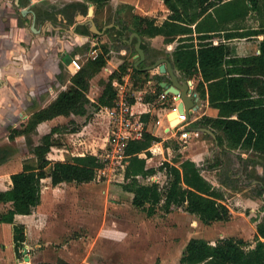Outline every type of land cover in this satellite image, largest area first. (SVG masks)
<instances>
[{
	"label": "trees",
	"instance_id": "1",
	"mask_svg": "<svg viewBox=\"0 0 264 264\" xmlns=\"http://www.w3.org/2000/svg\"><path fill=\"white\" fill-rule=\"evenodd\" d=\"M111 0H79L59 12L73 24L77 15L88 14V4H94L97 11L103 10ZM172 12L163 24L158 25L155 18L132 14L130 24L140 37L146 35L164 36L165 44L173 43L179 37L175 51L170 55L175 69L187 79L201 77L196 91L203 100H208L210 107L218 111L216 118H203L196 126L211 128L216 135L218 146L226 144L230 150H241L252 156L264 159V27L259 30H244L230 34L217 31H205L207 34L194 37L193 30L186 25H194L211 9L228 18L247 14L248 9L237 5L241 0H161ZM251 10L258 9L257 0H244ZM236 4V5H235ZM237 9L240 11L238 12ZM236 13V14H235ZM46 20H57L47 14ZM123 29V27H122ZM125 29V27H124ZM82 35H89L87 27H80ZM115 32L122 35L123 30ZM213 33V34H209ZM260 38V54L257 56H237L233 54L228 41L231 39ZM142 48L145 45L142 44ZM110 48L101 47L96 59H88L81 70L72 78L75 88L61 92L58 98L47 108L33 114L28 124L22 129L10 131L9 138H24L27 145L32 144V135L42 122L59 116H84L90 100L87 97L91 80L108 64ZM142 68H133L135 74L149 79L150 74ZM126 63L114 72L104 84L103 93L98 100L99 107L115 105L116 90L113 82L122 83L127 72ZM160 82L162 76H157ZM134 103V101H132ZM59 128L42 138V143L33 147L24 160V169L11 175L12 186L7 191H0V204L11 207L0 215V223H15L16 215H32L42 203V181L50 178L53 186L62 183L86 184L93 182L98 171L104 168L97 155L67 156L65 161L52 162L46 157L55 145L54 135ZM206 134V133H205ZM162 139L149 132H144L142 139L132 140L126 149L125 182L123 189L133 195L132 204L144 210L149 217L159 211L165 214L182 209L196 216L205 226L226 223L233 214L224 203L225 196L204 175L203 168L192 160H184L179 166L163 162L158 168L148 167L150 148ZM38 160V165L30 164L31 159ZM1 162V160H0ZM47 171V167H49ZM166 176V182H143L158 173ZM261 182V181H260ZM261 187L264 192V183ZM260 192L263 193V192ZM15 248L19 254L24 247L25 227L14 225ZM181 264H264V219L257 226L256 245L244 239L223 238L211 242L202 238H192L182 252ZM39 264H54L42 262ZM57 264H69L59 259Z\"/></svg>",
	"mask_w": 264,
	"mask_h": 264
},
{
	"label": "rangeland",
	"instance_id": "2",
	"mask_svg": "<svg viewBox=\"0 0 264 264\" xmlns=\"http://www.w3.org/2000/svg\"><path fill=\"white\" fill-rule=\"evenodd\" d=\"M78 1L41 0L36 6L41 15L37 26L41 29L54 27L56 30L64 27L63 22L59 21V18H62L59 12L69 4ZM154 3L153 0H111L109 5L99 11L94 4L93 7L88 4V14L77 15L74 22L76 24L85 23L89 18H92L99 31L105 29L104 33L90 32L85 36L86 38L62 32H59V35L65 36L67 43H70L71 40L74 45H78L73 57L82 66L88 59H91V54L93 55L96 51L101 53V47L107 45L111 50L110 59L107 66L93 78L94 80H91V88L88 93L98 100L95 97L100 92L98 87L103 89V83L107 82L110 76L118 71L122 64L126 63L128 69L123 75L122 83L114 80L118 83L115 100L126 96L131 105L132 101L139 102L141 105L148 104L149 109L146 111L139 109L140 111L135 113L133 120L140 121L143 127L145 124L152 123H154V129L162 126L165 134L170 135V130L175 126L168 127L167 115L176 110V103L179 102V99L176 100L172 93L167 94L164 88L159 89L160 80L157 79V76H163L164 82H170L169 75L160 73L159 68H154L148 71L149 79H145L143 75H137L133 70L134 67L153 66L160 58L170 57L167 44H160V41L155 40V37L146 35L142 42L145 45L146 58L138 64L140 57L135 48L137 38L133 37V40L130 41V37L134 33L133 25L130 24L131 15L152 17L154 11L145 9V7ZM47 14L56 16L58 20H46ZM114 26L117 30H123L124 33L119 35L113 30ZM65 27L70 31L75 28L69 23ZM180 75L182 80L180 82L194 81L196 88V80L187 79L183 74ZM193 91L196 92L194 89ZM204 110V108L203 110L198 108L192 113L190 119L193 121L199 119L198 122H202L203 118H210L201 115ZM89 111L93 112V117L97 119L94 147L90 152L97 153V155L102 154L105 150L103 147L106 138L110 135L108 134L109 121L97 107L91 105ZM161 119L165 120V125L161 124ZM207 129L212 130L211 128ZM200 134L207 139L211 137L209 139H212L213 142L210 149L212 154L202 161L208 165L204 166L200 163V166L204 168L203 174L208 180H216L227 185L225 186L227 189L223 187L220 189L225 196L224 203L233 208L236 204L234 201L236 193H242L245 190H247L245 195L260 197L256 191L262 187L260 184L254 186L251 183L253 180L264 183V175H257L255 169L256 163H260L264 167V159L241 150H230L226 144L218 146L214 137L209 134ZM172 142L174 148L181 147L182 143ZM7 146L0 147L1 161V153ZM174 156L168 155L167 158L175 161L176 157ZM212 159L215 161L214 163H211ZM161 162L150 163V166L158 167ZM29 163L37 166L38 160L34 158ZM250 166H254V168L251 169ZM214 167L215 169H213ZM49 168L50 166L47 167V171ZM125 168L126 163L123 165L108 164L103 170L98 171L97 178L93 182L85 185L76 183H73L75 185H64L62 190L58 191L60 195L56 200L51 199L47 181L44 180L42 189L46 198L44 208L47 215L42 237L38 235L36 240H38V244L45 245L41 248L31 249V254L34 257L33 262L26 261L29 248L26 249L19 259L22 264H35L38 260L57 264L59 258L69 264H181L183 246L189 238L207 236L206 229L197 226V218L182 209L172 212V216L168 220V214L162 211L149 217L144 210L133 207V195L122 187L125 182ZM149 181L164 185L166 176L160 172L143 182ZM257 210L259 211L257 214L260 216L261 211H264V203L260 204ZM243 212L248 215L252 214L251 209ZM167 222L171 224L175 222L176 228L167 225ZM42 251L44 259H41L42 257L38 254Z\"/></svg>",
	"mask_w": 264,
	"mask_h": 264
},
{
	"label": "crops",
	"instance_id": "3",
	"mask_svg": "<svg viewBox=\"0 0 264 264\" xmlns=\"http://www.w3.org/2000/svg\"><path fill=\"white\" fill-rule=\"evenodd\" d=\"M153 1H155V3L147 5L145 9L153 10L154 12L152 14V18H155L157 20V24L161 25L168 20L172 12L163 1ZM257 1L258 9L255 11L250 9V4L247 1H234L237 5H240V7L243 6L248 9L247 14L244 16L233 17L234 14L229 12L228 18H224L223 15L217 13L218 8H216L211 9L208 15H205L196 24L186 26H189L193 30V36L195 38L199 35L207 34L205 31H217L224 35L248 29L259 30L264 27V0ZM237 11L240 12L238 9ZM43 30H47V35L34 36L32 34V32L35 33L34 30H32V28L30 29L27 24H24L19 28L20 34H17V30L13 34L6 33L4 30L0 29V147L8 145L1 153L0 191H7L11 188V175L23 171V160H26V158L30 155V151L33 147L42 143V138L51 133L53 128H59L60 130L53 137L55 145L51 148V152L46 157L48 160L52 162L65 161L68 155H97V153L90 152L94 147V131L97 119L93 117V112L89 111V106L93 105L97 107L98 110H100L99 112L106 115V118L109 121L108 134H110L111 131V116L108 111L112 107L97 106L98 100L104 89L98 87L100 92L97 96H95L98 100H95V98L89 93L87 94L90 104L87 106L88 111L86 115H72L70 117L59 116L53 120L40 123L36 132L32 135V144L30 145L32 147L26 144L24 138L17 140H11L9 138L11 130L22 129L26 124H28L34 113L51 105L58 98L61 92L75 88L72 78L79 71H76L75 67L71 63L66 65L64 63L59 64V62H56V51L59 50V52H63L67 48L66 38L59 35L60 28L56 30L54 27H51ZM164 39L165 38L162 35L155 37V40L160 41V44H165ZM178 42L179 37L175 42L167 44V46H169L170 55H172L175 51ZM227 43L231 47L233 54L237 56H257L260 54V38L231 39ZM168 58L169 57L160 59H167L170 61ZM175 72L179 80L182 81L180 79V73L176 69ZM163 78L164 77L162 76L160 84L164 82L165 79ZM193 79L196 80L198 84L201 77ZM191 82V88L196 91L197 86L195 88L194 81ZM115 83L117 82H114L113 86L115 90H117L114 85ZM198 96L200 97L199 93ZM200 102L201 106L199 108L202 110L203 108L205 109L203 114H201L203 117H217L218 111L210 107L208 100H203L200 97ZM177 104L178 103H176V105ZM141 106L142 108H140ZM148 107V104L141 105L139 102L135 103V101L132 103V110L134 113L139 112L141 109L142 111H146L149 109ZM168 115V127L175 126L172 121L169 120ZM178 119L180 122H184L183 128L189 133L186 140L181 138L182 132L176 128L172 130L169 128L171 133L169 135L165 134L162 126H158L154 129V123L150 125L145 124L143 127L144 132H149L162 139L161 142L155 143L150 148V156H147L146 153L141 154V157L147 160L148 167L158 168L159 166H150V163H157V161H162L160 166L163 162H171L179 166L184 160H192L198 165H200V163L204 166L208 165V163H203L202 161L204 158L212 154L210 149L213 142L212 139H209L211 137H208V139L204 138L202 137V134H200L204 132L194 131L195 129L202 128L200 126H196L199 119H195V121L190 119L188 121L184 120V116L181 115L178 116ZM162 123L165 125L164 119H161V124ZM108 140L109 137L106 138L103 149L106 148ZM172 141H177L179 144L182 143L181 147L174 148ZM168 155H175V161L167 158ZM214 162L215 161L212 159L211 163ZM250 168L253 169L254 166H250ZM213 169H215V167ZM255 169L257 175H264V167L262 164L256 163ZM44 180L47 181V188L50 192L49 195L52 200H56V198L59 197L60 192L58 191H61L64 185H75L73 183H62L57 186H53L50 178H46ZM210 182L218 189H221V187L227 189V187H225L227 185H224L223 182L216 180ZM251 184L254 186L258 184L261 186L263 185L262 182L258 180H253ZM262 188L256 191L260 197L245 195L247 190L242 193H236L234 197V201L236 203L235 206L232 208L230 205L226 204L232 214L235 213L233 214L232 220L229 222L218 223L213 226H205L195 216L197 218V226L204 227L203 229H206L205 232L208 233V235L192 238H202L211 242H216L219 239L232 237L244 239L250 243L251 248H254L256 245L257 226L264 219V211H261L260 216L257 214L259 212L257 210L259 205L264 203V192L262 191ZM261 191L263 193L260 194ZM45 200L46 198L42 189V203L37 207L36 211L32 215H16L14 224L0 223V264H22L19 260L20 256H22L28 248L29 253H27L28 256H26L25 259L26 261L30 260L33 262L34 257L31 254V249L34 250V247L41 248L45 245L38 244V240H36L38 239V235L42 237V232L44 230L43 226L47 215L45 214L44 208L46 203ZM10 207L11 204L9 203L0 204V215L6 212ZM247 209H251L252 214L248 215L243 212ZM171 216L172 214H168L167 219L170 220ZM14 225H23L25 227L26 239L23 244L24 247L20 249L19 254L15 248ZM167 225H171L176 228L175 222H173V224L167 222ZM192 238H189V240ZM187 243L183 246V249H185ZM38 254L42 257L41 259H44L43 251ZM42 262L47 261L38 260L35 264Z\"/></svg>",
	"mask_w": 264,
	"mask_h": 264
},
{
	"label": "built area",
	"instance_id": "4",
	"mask_svg": "<svg viewBox=\"0 0 264 264\" xmlns=\"http://www.w3.org/2000/svg\"><path fill=\"white\" fill-rule=\"evenodd\" d=\"M98 56L99 53L96 51L93 55L91 54V59H96ZM71 64L75 67L76 71H80L82 68V65L76 59H73ZM114 85L118 87V83ZM175 99L177 100L176 97ZM108 112L111 116V131L108 144L105 150H103L104 152L97 155L100 162L104 164V168L108 164H125L127 160L126 149L128 143L132 140L142 139L144 133L143 124L140 121L133 120L135 113L126 96L119 98V100H115V105L109 109ZM185 118L184 116V120ZM180 123H182L181 126L175 128L182 132L181 138L186 140L189 133L183 128L184 122ZM101 170H103V168L99 171Z\"/></svg>",
	"mask_w": 264,
	"mask_h": 264
},
{
	"label": "flooded vegetation",
	"instance_id": "5",
	"mask_svg": "<svg viewBox=\"0 0 264 264\" xmlns=\"http://www.w3.org/2000/svg\"><path fill=\"white\" fill-rule=\"evenodd\" d=\"M40 1L41 0L37 2L34 0H0V27H1L0 29L4 30L6 33H13V34L17 30L18 31L17 34H20L19 28L22 25L27 24L30 29L32 28V30H34L35 33L32 32L34 36L47 35V30L44 31L43 29L37 26L41 15L36 6ZM59 21L60 22L62 21L64 24V27H60V32L64 34H68V35L76 34L77 36H79V38L87 36L81 34L80 27H87L89 33L91 32L89 23L88 24L86 23L87 24L86 25L81 22H79L78 24L74 22L73 24L75 25L73 26L71 24V26L75 28L74 30L70 31L65 29L66 28L65 25H68L69 23L67 18L62 16V18H59ZM66 45L67 48L63 52H59V50L56 51V55H55L56 62H59V64L64 63V58H66V56L68 55L73 59L74 58L73 54L78 47V45L77 46L74 45V43L71 40L70 43H67Z\"/></svg>",
	"mask_w": 264,
	"mask_h": 264
},
{
	"label": "water",
	"instance_id": "6",
	"mask_svg": "<svg viewBox=\"0 0 264 264\" xmlns=\"http://www.w3.org/2000/svg\"><path fill=\"white\" fill-rule=\"evenodd\" d=\"M93 7V4H90ZM90 12L92 13V10H90ZM82 17V16H80ZM89 23L90 25V30L91 32H96L97 34H103L105 29L103 31H99L94 20L92 18H89L87 22H85L84 24ZM112 27V26H109ZM34 29V27H33ZM76 35V34H74ZM133 37L137 38V43H136V50L138 52V55L140 57V60L138 62L141 63L145 60L146 55H145V51L142 48V38L140 37V35L138 33H133L130 37V41L133 40ZM72 58L68 55L66 56V58H64V64H70L72 62ZM154 68H159L160 73L162 74H168L170 77V82H162L160 85L162 88L165 89L166 93H172L175 95V97L177 99H179V102L177 104V110L179 112L180 115H183L186 117V119L189 121L192 113L194 111H197L198 108L200 107V97L198 96V94L196 92L193 91V89L191 88L192 82H185L182 83L180 82L174 66L172 64V62H170L167 59H159L156 61V63L153 66H149L144 68L145 71H151ZM175 111L171 112L168 115V118L170 120V116L172 114H174ZM171 123V121H170ZM172 124V123H171ZM182 123H178L175 125V127L177 126H181ZM174 127V128H175ZM195 132H204L207 134H210L211 136H213L214 138H216V135L214 134V132L212 130H209L207 128H199V129H195Z\"/></svg>",
	"mask_w": 264,
	"mask_h": 264
},
{
	"label": "bare ground",
	"instance_id": "7",
	"mask_svg": "<svg viewBox=\"0 0 264 264\" xmlns=\"http://www.w3.org/2000/svg\"><path fill=\"white\" fill-rule=\"evenodd\" d=\"M179 115H180L179 112L175 110V113L170 116V120L172 121L173 125L180 123V121L178 119ZM181 116H183V115H181Z\"/></svg>",
	"mask_w": 264,
	"mask_h": 264
}]
</instances>
